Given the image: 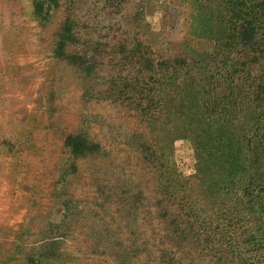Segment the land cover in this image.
Listing matches in <instances>:
<instances>
[{"label": "rangeland", "instance_id": "374dc122", "mask_svg": "<svg viewBox=\"0 0 264 264\" xmlns=\"http://www.w3.org/2000/svg\"><path fill=\"white\" fill-rule=\"evenodd\" d=\"M227 8L0 0V264H264L262 159L235 151L264 129V101L243 120L192 84ZM251 175L263 180L249 197Z\"/></svg>", "mask_w": 264, "mask_h": 264}, {"label": "trees", "instance_id": "16d2710c", "mask_svg": "<svg viewBox=\"0 0 264 264\" xmlns=\"http://www.w3.org/2000/svg\"><path fill=\"white\" fill-rule=\"evenodd\" d=\"M223 2L228 6L225 11L231 16V23H229L230 25L228 29L225 30L223 28L224 20L223 16L219 17L221 14L220 10L218 14V21L220 23L215 28L219 30L220 36L218 35V39L222 38L224 33L225 35L220 41L218 50H216L217 53L210 57L213 60L211 61L212 66L202 68L201 70L203 72L201 74L202 78L200 82L194 80L192 84L195 85L196 88H198L199 85L202 87L201 90H203V95L211 104H215V110L218 108V110L224 112L223 106L231 105L233 108L236 107L239 108V110L244 111L243 120H245L249 107L252 104L257 103L262 105V101H264V24L261 25V23L256 20L258 15L260 20L264 18V1L256 3V5L252 2L249 3L250 5H247V0H223ZM251 4H253V6ZM211 33L213 34V32ZM59 36L62 37L63 41H59L58 43L56 50L57 54H59V48L61 46L64 48L66 44L65 40H69V37L67 38L66 34H60ZM231 39H235L236 41H231ZM221 55H223V57L222 59H219L218 56ZM230 56L234 57L236 61L235 59L232 60L233 63L227 66L228 58H230ZM223 59L226 61H223ZM216 60L218 61L216 62ZM174 63L188 64L185 59H178L171 62V64ZM200 63L204 62L200 60ZM255 63L261 66L258 71L255 70ZM203 65L205 66L206 63ZM227 67H230L229 69L232 71L225 76V74L221 73L220 69H226ZM237 80H240V82L236 83ZM183 107H187L185 103L183 104ZM261 120H264V104L260 110V123ZM244 122L245 128H249L251 122L249 123L248 119ZM259 128L261 129L257 130L259 132L257 138L254 136L253 139L243 138L242 141L244 143L241 145H237L239 143L234 139L229 146L237 145L235 150L237 152L244 147V144H246V150H250V152L256 146V150L252 152H255L254 154L262 160L259 161L260 163L255 168L263 164L262 168L264 169V129H262V127ZM71 142H74L76 145V150H73L74 152L72 151V153L82 155L86 149V143L84 140L80 137H69L67 139V145L70 146ZM84 154H86V152ZM247 162L248 160H244L243 162L234 161L229 167H234L230 169L235 171H242L246 168L244 164ZM257 179H259V176L256 177L255 175H251L250 181L243 191L244 195L250 197L252 196V193L257 191L260 187L255 186ZM259 180L261 182L263 179ZM261 184L263 185L264 182ZM245 235L247 236V232H245ZM244 239H246L244 242L247 243H249V239L255 240L254 237L250 236ZM262 240L263 241H256L252 245L254 251L259 248L264 249V237ZM242 263L244 262L242 261Z\"/></svg>", "mask_w": 264, "mask_h": 264}]
</instances>
